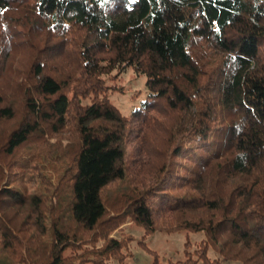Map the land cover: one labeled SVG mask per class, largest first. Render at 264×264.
I'll list each match as a JSON object with an SVG mask.
<instances>
[{
    "label": "trees",
    "instance_id": "1",
    "mask_svg": "<svg viewBox=\"0 0 264 264\" xmlns=\"http://www.w3.org/2000/svg\"><path fill=\"white\" fill-rule=\"evenodd\" d=\"M129 221L204 235L170 264H264V0H0V264H122Z\"/></svg>",
    "mask_w": 264,
    "mask_h": 264
},
{
    "label": "rangeland",
    "instance_id": "2",
    "mask_svg": "<svg viewBox=\"0 0 264 264\" xmlns=\"http://www.w3.org/2000/svg\"><path fill=\"white\" fill-rule=\"evenodd\" d=\"M96 38V33L91 34L89 42H93ZM116 74L113 73V75ZM107 84L114 86L110 92V101L122 112L125 116H131L133 111L140 107L143 101L148 96V89L146 87V77L142 74H136L131 68L127 69L117 78L107 76ZM213 116V112H210ZM193 118L190 115L184 120L176 129V133L180 130H187L192 126ZM139 124L137 123L136 126ZM141 131L137 130L129 138L124 141L119 140L117 144L122 151V158L125 162L129 161L132 165L141 164L146 160V153L141 149L139 144V136ZM122 160L117 162L120 166ZM134 165V166H135ZM125 230L128 234L134 236V240L130 243L129 251L131 255L127 256L122 264H153L154 257L152 251L158 255V262L160 264H170L176 260H184V249L187 240L192 242L193 248H197L198 242L203 238L202 233H187L186 231L180 233L168 234L165 232H157L152 235L145 236L144 230L138 227L133 222L129 221L125 225ZM144 239L145 247L140 243ZM148 247L151 251L146 249ZM211 256L214 253L210 252ZM109 264H119L116 261H111Z\"/></svg>",
    "mask_w": 264,
    "mask_h": 264
}]
</instances>
